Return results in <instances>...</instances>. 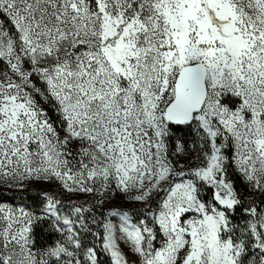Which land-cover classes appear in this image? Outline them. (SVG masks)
Segmentation results:
<instances>
[{"label": "snow or ice", "instance_id": "snow-or-ice-1", "mask_svg": "<svg viewBox=\"0 0 264 264\" xmlns=\"http://www.w3.org/2000/svg\"><path fill=\"white\" fill-rule=\"evenodd\" d=\"M0 264H264V0H0Z\"/></svg>", "mask_w": 264, "mask_h": 264}]
</instances>
